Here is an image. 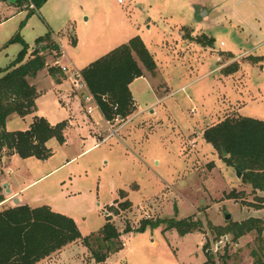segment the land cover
<instances>
[{
    "label": "rangeland",
    "instance_id": "obj_1",
    "mask_svg": "<svg viewBox=\"0 0 264 264\" xmlns=\"http://www.w3.org/2000/svg\"><path fill=\"white\" fill-rule=\"evenodd\" d=\"M30 3L0 0V69L23 48L11 42L17 34L33 45L51 30L49 14L61 26L57 34L71 30L63 43L76 68L139 35L157 70L131 85L136 110L112 121L118 134L106 141L108 126L95 127L84 106L71 100L69 107L76 103L94 125L98 146L84 152L88 143L73 131L67 143L48 142L46 159L12 158L4 172L10 189H22L19 198L32 207L48 205L74 218L83 236L104 226L106 211L121 232L161 222L124 234L125 247L102 264H205L207 243L208 264H252L255 233L235 243L231 234L217 239L213 227L264 218V193L237 177L204 131L226 116L264 121V0H50L40 9ZM60 49L59 56L49 55L51 64L63 55ZM17 115L9 132L26 126ZM127 199L132 208L117 214ZM188 217L203 227L186 235L165 230L168 219ZM67 247L55 264H99L82 240Z\"/></svg>",
    "mask_w": 264,
    "mask_h": 264
},
{
    "label": "trees",
    "instance_id": "obj_2",
    "mask_svg": "<svg viewBox=\"0 0 264 264\" xmlns=\"http://www.w3.org/2000/svg\"><path fill=\"white\" fill-rule=\"evenodd\" d=\"M30 1L35 6L29 7L31 9H40L47 2ZM51 30L38 37L33 45L17 34L11 42L18 41L23 48L7 67L0 69V204L9 197L4 172L14 158L13 154L21 159H46L52 154L47 145L51 139L55 138L61 144L67 142L68 121L52 125L45 117L36 116L27 130L9 132L6 128L13 114L25 117L36 111L38 91L34 80L39 72L47 70L57 81L65 78L59 61L51 64L48 58L53 52L59 56L61 50L56 40L60 33ZM71 42L75 43L76 40ZM145 70L155 73L157 63L143 39L136 35L90 63L82 72L103 115L107 120H114L127 119L136 110L130 85L144 76ZM204 137L227 164L239 169L244 184L249 185L253 192L264 193V121L226 116L208 127ZM119 206L117 214L121 210H130L133 204L127 199ZM106 220L98 232L83 236L74 218L56 212L48 205L32 207L26 202L16 203L12 200L0 207V264H38L79 240L90 250L96 262L102 264L111 254L124 247V234L161 224L143 222L138 229L128 225L121 232L108 211ZM168 222L165 230L175 228L181 235L199 231L203 227L202 220L194 217L168 219ZM213 228L217 239L231 234L235 243H239L245 235L255 233L252 264H264V218L250 216L241 221L229 220L227 225ZM204 251L207 263L212 262L213 253L210 252L209 243Z\"/></svg>",
    "mask_w": 264,
    "mask_h": 264
},
{
    "label": "crops",
    "instance_id": "obj_3",
    "mask_svg": "<svg viewBox=\"0 0 264 264\" xmlns=\"http://www.w3.org/2000/svg\"><path fill=\"white\" fill-rule=\"evenodd\" d=\"M49 1L50 0H47V2L44 5H46ZM44 5L42 6V8H44ZM52 19H53V17L49 16V14H48V17L46 18L48 26L54 31H56V29L59 30L61 28V26H59V27H56V25L54 26V24H53L54 22ZM68 21H70V20H68ZM70 32H71V30H69V28L67 26V28L65 30H62V33H60V35L56 37V40L59 43V45L61 46L62 51H63V55L61 56V58L59 60H57V61H59L60 64H70L71 63L74 65L73 60L65 52L64 43H63L66 39L67 40L69 39L67 34H69ZM73 39H75V35L73 36ZM138 79L139 78H137L136 80H138ZM65 80L66 79L64 78L60 81H57L53 76L49 75L47 70H43V71L39 72L37 78L34 80V84L36 85L37 91H38L37 109L35 112L27 115L26 117L20 116L22 118V120L24 121L26 126H25V128H22L19 130L29 129L36 116L45 117L52 125H56L62 121H68L69 127L67 128V131H66V134L68 137L67 142L70 139V134H72V132L74 131L75 133L78 134V136H80V140L82 142L88 143V147L84 150V152H87V151L92 150L93 148L98 146L97 144H99L98 140H97V136L94 135V130H93L94 125H95V127L102 128V127L108 126V124L106 123V121L103 119V117L101 115L97 114V115L93 116L91 119L92 122L94 123V125L92 126L87 121L85 115H84V119H83V115L80 112V109L78 108V106H76V103H73L72 107L65 106V103L63 102V100L65 97H67L71 94L70 85L65 90V82L67 81V80L66 81ZM136 80H134L133 83ZM131 85H130V89H131ZM131 92H132V90H131ZM161 101H162V98L156 100L152 104L148 103L147 107L149 108L151 106H154L155 104L160 103ZM135 102H136V99H135ZM15 115H17V114H14L13 116H15ZM13 116H11V117H13ZM17 116H19V115H17ZM10 118H9V120H10ZM8 121H7L6 128L8 131H12L8 127ZM84 152H82V153H84ZM13 157H14L13 159L15 162H19L22 160L17 154H13ZM69 161H71V160H68L67 162H69ZM65 164H67V163H65ZM8 173L11 174V176L13 175L11 170H8ZM9 187H10V184H9ZM20 191H22V189H20L19 191L16 190L15 192L11 189V194H9L8 195L9 197L3 203L0 204V207H2L4 204L10 203L12 200L15 201V199H18L19 202H26V201H22L19 198L18 194L20 193ZM0 194H1V192H0ZM26 203L29 204L28 202H26ZM29 205L32 206L31 204H29ZM122 237H126V235H123ZM124 247H125V241H124ZM67 248H69V247H65L61 251L53 254L51 257L40 261L38 264H55L60 259V257H62L66 253ZM205 264H208L207 260H206Z\"/></svg>",
    "mask_w": 264,
    "mask_h": 264
},
{
    "label": "built area",
    "instance_id": "obj_4",
    "mask_svg": "<svg viewBox=\"0 0 264 264\" xmlns=\"http://www.w3.org/2000/svg\"><path fill=\"white\" fill-rule=\"evenodd\" d=\"M29 7L35 8L34 4H30ZM62 71L64 72L65 79L68 80L70 85V92L71 94L64 98L63 102L65 106L70 105V101L73 100L77 102L78 106L82 109L83 106L85 108V112L93 117L95 115H101L103 119L108 124V129L110 131L109 135L102 139V141H106L109 138L118 134V129H114V125H112V121L122 120L120 118H116L114 120H107L102 113L101 107L95 97V95L90 91L89 86L85 80L83 72L81 69L76 68L73 64H60ZM74 95V96H73ZM84 102L82 100V97ZM106 99V98H105ZM72 101V102H73ZM85 103V104H84ZM131 120V119H129ZM98 145V144H97ZM217 246V250L219 249Z\"/></svg>",
    "mask_w": 264,
    "mask_h": 264
},
{
    "label": "water",
    "instance_id": "obj_5",
    "mask_svg": "<svg viewBox=\"0 0 264 264\" xmlns=\"http://www.w3.org/2000/svg\"><path fill=\"white\" fill-rule=\"evenodd\" d=\"M10 2H16V0H9ZM236 174H237V177H241L242 176V173L239 171V169H237L236 168ZM5 186H6V193L9 195V194H11V189H10V187H9V184L8 183H6L5 184ZM15 202L16 203H19V200L18 199H15ZM231 218V214H227L226 215V219L227 220H229Z\"/></svg>",
    "mask_w": 264,
    "mask_h": 264
}]
</instances>
